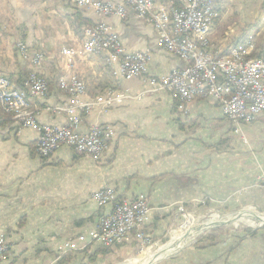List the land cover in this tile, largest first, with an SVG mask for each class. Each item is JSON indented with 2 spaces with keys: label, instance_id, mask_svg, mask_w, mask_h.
Instances as JSON below:
<instances>
[{
  "label": "crops",
  "instance_id": "crops-1",
  "mask_svg": "<svg viewBox=\"0 0 264 264\" xmlns=\"http://www.w3.org/2000/svg\"><path fill=\"white\" fill-rule=\"evenodd\" d=\"M224 20L225 14L210 34L211 50L218 54L238 42L233 43L238 35L228 31L229 25L223 28ZM99 22L113 26L127 52H148L151 59L143 75L128 79L114 75L108 54L73 56L74 71L87 85L85 102L111 88L123 94L120 103L107 109L95 106L79 125L81 132L94 125L112 130L99 159L78 156L66 146L41 157L38 132L18 130L0 108V237L8 243L4 264H58L66 256L63 264L121 263L143 245L135 233L112 246L92 240L91 233L112 210V203L100 207L93 198L106 188L120 199L149 197L143 230L156 241L175 227L181 206L220 212L248 204L264 209V114L254 123L236 124L212 98L180 107L169 93L156 91L149 77L186 63L166 51L153 25L131 9L126 18L103 17L70 0H0V72L18 88L32 71L48 83L47 95L32 104L37 121L69 123L62 110L69 96L59 85L68 57L61 51L79 49L85 29ZM19 42L45 52V61L32 65L23 59ZM70 242L78 249H70ZM155 264H264V223L229 234L219 228L204 232Z\"/></svg>",
  "mask_w": 264,
  "mask_h": 264
},
{
  "label": "built area",
  "instance_id": "built-area-1",
  "mask_svg": "<svg viewBox=\"0 0 264 264\" xmlns=\"http://www.w3.org/2000/svg\"><path fill=\"white\" fill-rule=\"evenodd\" d=\"M70 1L103 17L126 18L131 9L149 21L158 43L186 63V66L164 76L149 77L156 91L169 93L180 107L198 98H212L220 104L226 118L236 124L254 123L264 114V58L256 56L255 63L244 64V56L252 55L254 35L236 43L225 54L216 55L209 51L210 34L226 0ZM17 51L32 65L40 64L47 57L45 52L32 51L23 42L17 44ZM61 53L68 57L64 66L66 72L59 79L60 88L69 96L68 106L62 108L68 115L67 125L51 126L37 121L32 104L47 95L48 83L34 71L28 75L23 88L16 87L0 72V108L18 130L33 128L38 132L36 148L41 157L49 158L61 147L67 146L78 154L99 159L108 145L112 130L108 126L94 125L87 132H81L79 125L92 114L95 106L107 109L120 103L123 94L108 89L93 101L85 102L86 83L74 71L72 58L75 55L108 54L107 64L114 75L130 79L145 73L151 54L127 52L113 26L104 22L90 24L85 29L79 49L65 48ZM18 109H26V116H18ZM260 179L264 181V176ZM93 198L100 207L109 203L113 205L91 233L93 241L112 246L128 240L133 233L142 242L150 241L143 230L151 210L147 195L120 199L115 190L106 188L96 191ZM180 209L183 210V207ZM68 246L78 249L75 242H70ZM7 253L8 243L0 237V264H4Z\"/></svg>",
  "mask_w": 264,
  "mask_h": 264
},
{
  "label": "rangeland",
  "instance_id": "rangeland-1",
  "mask_svg": "<svg viewBox=\"0 0 264 264\" xmlns=\"http://www.w3.org/2000/svg\"><path fill=\"white\" fill-rule=\"evenodd\" d=\"M224 14H225V20L222 23L223 28H226L229 25L230 27H229L228 31H230V33H233V34L237 33V35H238L236 40L233 41V43L237 40H238V42H244V40L247 36L254 35V42H253L254 47L252 50V55H249V56L252 58H256V56H254V54H253L254 50L258 51L259 49H263V46H264V0H226L225 4H223L222 14H221L219 19H221V17L224 16ZM218 20H216L215 25H216ZM215 25H214V27H215ZM209 51L211 54H216V55L218 54V53H215L211 50V41H210ZM34 72H36V71H34ZM36 73L38 75H40L41 77H43L38 72H36ZM86 88H87V85H86ZM6 117L9 118L8 116H6ZM76 154L78 156H85V155H81L78 153H76ZM260 183H262V179H260ZM181 207H183V210H181L179 207V210H178L179 218H178L177 224L171 230V232L169 234H167V236H165V238H162L160 241H156L150 237V241L147 243L141 241L143 246L138 247V249H136L131 255H129L127 258L123 259L121 261V263H118V264H134L132 261L133 259H135V261H134L135 264H139L140 260H138V259L145 257V255L148 252L153 253V252L157 251L159 248H161V247L169 244L171 241H173V239L175 238V234L180 233L178 231L179 228L185 226V224L187 223L189 218L192 219V222L194 224H198V223L203 224V223L207 222L208 220L215 218V217H218V216L225 219L224 221H227L228 216L237 217L239 212L247 209L246 212H248V213H240L239 215L247 214L249 217V218L247 217L248 220H246V219H233L231 221V223H229L228 225H217V226H214V227L209 228L207 230H203L198 235H202L204 232L206 233V232H209V231H211L213 229H217V228L222 229L223 233L229 234V233H234V232L242 230V229H244V230L245 229H252V228L258 226L260 224V222L254 221V220H256V218H258L259 215H264V209L257 207L255 205H250V204L244 205L243 207H238L237 209H230V210L225 209L223 212L214 211V210H211L209 208L193 210L190 208H186V206H181ZM250 218L253 220V224H251ZM181 231L185 232L186 229L183 228ZM198 235L196 234L192 238L186 240L184 247L188 244L189 240L193 239L194 237H196ZM177 252L178 251H176V252H174L168 256L162 257L158 261L165 259V258H168ZM126 260H128L127 263H126ZM158 261H155L153 264H155Z\"/></svg>",
  "mask_w": 264,
  "mask_h": 264
},
{
  "label": "bare ground",
  "instance_id": "bare-ground-1",
  "mask_svg": "<svg viewBox=\"0 0 264 264\" xmlns=\"http://www.w3.org/2000/svg\"><path fill=\"white\" fill-rule=\"evenodd\" d=\"M255 62H256V58H252L250 56H244V64H252V63H255ZM18 116H26V109H18ZM246 210H243L240 213H248V212H246ZM239 214H238L237 217L228 216L227 217V219H228L227 221H224L225 219H223L220 216H218V217H215V218H212V219L208 220L207 222H205L203 224H199V223L198 224H194L192 222V219L189 218L187 223L185 224V226L179 228L178 231L180 233H176L175 234V238L173 239V241H171L169 244L159 248L157 251H155L153 253L152 252H148L145 255V257H142V258L139 259L140 260L139 264H152L155 261L159 260L160 258L172 254L176 247H178L179 245L185 244V242H186L185 234H186L187 231H193V233L197 234V232L201 233L203 230L212 228V227H214L216 225H219V224L228 225L229 223H231V221L233 219H246V220H248L247 219V217H248L247 214H241V215H239ZM257 219L258 218H256V220H254V221H257ZM250 221H251V224H253V220L251 219ZM183 228L186 229L185 232L181 231Z\"/></svg>",
  "mask_w": 264,
  "mask_h": 264
},
{
  "label": "water",
  "instance_id": "water-1",
  "mask_svg": "<svg viewBox=\"0 0 264 264\" xmlns=\"http://www.w3.org/2000/svg\"><path fill=\"white\" fill-rule=\"evenodd\" d=\"M239 213H240V212H239ZM239 213H238V214H239ZM257 221H259L260 224L264 223V216L259 215ZM219 225H224V224H219ZM216 226H217V225H216ZM197 233H198V232H197ZM195 235H196V234L193 233V231H187L186 234H185V239L188 240V239L192 238V237L195 236ZM183 247H184V244L179 245L178 247L175 248V250L173 251V253L176 252V251H179V250L182 249ZM152 264H153V263H152Z\"/></svg>",
  "mask_w": 264,
  "mask_h": 264
},
{
  "label": "trees",
  "instance_id": "trees-1",
  "mask_svg": "<svg viewBox=\"0 0 264 264\" xmlns=\"http://www.w3.org/2000/svg\"><path fill=\"white\" fill-rule=\"evenodd\" d=\"M253 54H254V56H258V57H262V58H264V46H263V49H259L258 51H257V50H254ZM177 104L179 105L178 102H177ZM68 259H69V256L63 257V258L58 262V264H63V263L66 262Z\"/></svg>",
  "mask_w": 264,
  "mask_h": 264
}]
</instances>
